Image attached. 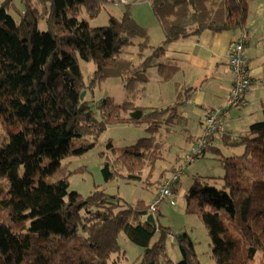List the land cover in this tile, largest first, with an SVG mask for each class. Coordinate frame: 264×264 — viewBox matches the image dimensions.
<instances>
[{
    "label": "trees",
    "instance_id": "1",
    "mask_svg": "<svg viewBox=\"0 0 264 264\" xmlns=\"http://www.w3.org/2000/svg\"><path fill=\"white\" fill-rule=\"evenodd\" d=\"M116 1L22 0L24 12L16 21L10 13L14 0H0V122L6 131L0 143V178L7 180L0 190V264H53L54 257L57 264H131L118 257L125 256L121 232L144 247L138 264H201L187 233L179 237L178 263L166 252L169 231L163 230L152 244L157 227L141 215L147 209L143 201L133 205L99 186L83 196L69 190L64 172L51 182L46 178L59 171L63 159L95 145L76 146L75 139L97 140L109 126L146 123L150 136L121 151L109 141L113 154L105 153L102 167L107 182L116 176L143 180L144 168L153 170L163 157L166 142L156 135L161 129L179 126L190 137L179 112L183 101L144 107L108 97L98 116L81 99L82 92L109 77L121 78L133 92L148 80V69L169 43L207 29L247 32L249 0H151L164 33L157 46L147 28L127 13L111 17L105 26L81 18L83 11L95 18L104 3ZM42 21L46 30L39 28ZM131 46H137V57L128 55ZM79 59L96 64L91 83L85 81ZM222 134L223 140L229 137ZM232 144L244 150L222 159L223 187L195 178L187 196L199 201L196 212L209 231L217 264H255L264 252V114ZM208 149L220 151L214 145ZM206 205L226 210L231 221L203 211Z\"/></svg>",
    "mask_w": 264,
    "mask_h": 264
},
{
    "label": "rangeland",
    "instance_id": "2",
    "mask_svg": "<svg viewBox=\"0 0 264 264\" xmlns=\"http://www.w3.org/2000/svg\"><path fill=\"white\" fill-rule=\"evenodd\" d=\"M249 18L248 23H256L258 29L264 30V0H249ZM15 8L10 10L11 15L16 21H20L21 13L24 12L22 0H14ZM107 2L103 4V8L98 16L90 18L88 14L83 11L81 18H85L92 26H105L110 23L111 17L122 18L125 13L130 15L141 26L147 25L149 9L144 6H135L134 3L128 2L127 5ZM150 14L154 11L152 5L150 6ZM137 15V16H136ZM39 28L46 30L47 25L45 21L40 22ZM159 37L155 34L151 38L152 45H159ZM138 41V39H137ZM128 49H131L130 47ZM137 46L135 48V56L137 57ZM134 55V54H128ZM80 67L84 74V79L91 83L92 76L97 66L93 61H85L79 59ZM153 67H150L149 72ZM150 84L157 82L151 81ZM147 85V82H141L133 92L127 91L124 82L119 77H109L107 79L98 81L92 85V89H87L84 99L87 100L91 107L98 113V107L102 100L111 98L116 103H121L125 100L131 101L139 106L148 107L150 105L163 106L164 104L175 101L177 95H170L167 93L166 83L161 86L159 90L160 96L152 97L151 95L143 94L142 88ZM170 97H172L170 100ZM264 94L256 95L247 105L245 113H238L234 117L230 115L223 123L224 132L227 129L233 130L228 132V138L215 139L213 145L218 150L208 149L206 152L197 158L193 163L184 165V156L188 152L186 148L190 145L188 134L180 131L170 132L166 128L157 133L160 140L166 143L163 148V157L158 159L155 163V168L145 167L143 170V180L131 181L123 176H116L110 181H105L102 167L106 156L112 155L113 152L108 147L107 143L111 141L117 151H121L124 147L135 144L139 139L150 136V132L146 129V123L137 124H117L107 127V129L100 134L97 140L92 136L85 139H75L76 146L89 144L95 141L94 147L82 155H72L62 160L61 167L56 174L49 175L46 180L51 182L56 175L64 172V175L69 180V190L77 191L83 196H88L97 186L110 194L112 197L116 195L125 199L127 202L136 205L137 203H144L147 205L149 213L150 205L155 202V197L159 188L166 176L170 177L175 170L183 169V173L176 183V201L175 205H171L168 200L160 203L159 211L153 213L156 219L157 232L152 239V244L155 243L163 230L170 233L166 239V252L169 258L175 263L182 259V253L179 246V237L187 233L194 241L195 250L201 264H217L212 252V242L209 231L200 216L196 211L200 208L199 201L196 198L187 196V191L192 186L195 178H199L205 182L206 185L221 189L224 185L223 177L226 170L222 164V159L228 156L240 155L243 153V147L238 144H232L244 134L248 132L249 124L253 121L252 116L255 114L263 117L264 110ZM241 107L240 109H243ZM234 110H239V107H233ZM1 121V120H0ZM231 127V128H230ZM233 128V129H232ZM236 128V129H234ZM5 129L0 122V143L5 138ZM187 141V142H186ZM191 147V146H190ZM150 181V183H147ZM7 180L0 178V190L6 189ZM188 186V188H186ZM146 210V209H145ZM203 211L217 214L226 223L231 221V215L224 209H217L211 205H206L202 208ZM119 244L121 247V254L125 253L124 258L118 256L124 263L138 264L141 256L144 254V247L133 242L125 232L119 235ZM85 254V252H83ZM87 258V254L85 255ZM117 257V255L115 256ZM58 258L54 257V263L57 264ZM71 264V263H70ZM74 264V263H73ZM255 264H264V252H259Z\"/></svg>",
    "mask_w": 264,
    "mask_h": 264
},
{
    "label": "crops",
    "instance_id": "3",
    "mask_svg": "<svg viewBox=\"0 0 264 264\" xmlns=\"http://www.w3.org/2000/svg\"><path fill=\"white\" fill-rule=\"evenodd\" d=\"M118 2L121 5H127L128 2H132L135 6H144L147 10L149 9L147 25L145 24L143 27L147 28L150 39L155 34L156 37L160 38L159 44L163 42L164 33L161 24L153 12L150 14V11H152L150 10L151 0H119ZM250 5L251 2L249 1ZM247 26L248 30L243 34L245 35V52L251 69L253 83L250 91L243 97L241 102L227 109L224 115V122L230 115L235 117L238 113H245L244 111H247V105L253 97L264 94V30L258 29L256 23H248V20ZM239 34L241 32L236 30L214 33L207 29L199 36L173 41L166 46L165 53L154 61L155 64L151 66L153 67L152 71L149 72L150 68L148 69V80L146 81L148 86H143V94L151 95L153 98L160 96L163 93L159 90L166 83L168 85L167 93L172 95V97L174 93L177 96L175 101L163 106L183 101L179 112L186 118L185 127L188 128L187 132L191 134L188 137L190 145L186 148L187 150L201 136L203 132V117L206 112L213 108L223 107L227 103L233 86V72L229 65V56L232 43ZM138 41L136 39V42ZM130 48H127L128 54H135L136 46H131ZM151 81L157 83L150 84L149 82ZM172 97H170V100H173L171 99ZM148 107L156 106L150 105ZM233 107H239V110H234L232 109ZM241 107L244 108L240 109ZM258 118H260L258 114H254L251 122L254 123L263 119V117L260 120ZM167 130L170 132H183L179 126ZM232 131L226 127L225 133ZM222 136L223 134L220 133L215 139L223 140Z\"/></svg>",
    "mask_w": 264,
    "mask_h": 264
},
{
    "label": "built area",
    "instance_id": "4",
    "mask_svg": "<svg viewBox=\"0 0 264 264\" xmlns=\"http://www.w3.org/2000/svg\"><path fill=\"white\" fill-rule=\"evenodd\" d=\"M246 40L243 33L233 41L229 56V65L233 72V86L223 107L208 110L203 117V132L199 139L193 143L184 156V165L193 163L213 145L215 137L224 132V114L227 109L241 102L252 86V74L245 52ZM183 173V169L173 172L170 177H165L155 197V202L150 205L151 213L159 211L160 203L168 200L171 205L176 201V183Z\"/></svg>",
    "mask_w": 264,
    "mask_h": 264
},
{
    "label": "water",
    "instance_id": "5",
    "mask_svg": "<svg viewBox=\"0 0 264 264\" xmlns=\"http://www.w3.org/2000/svg\"><path fill=\"white\" fill-rule=\"evenodd\" d=\"M85 94H86V91H83L81 94V99H84ZM141 215L145 216L149 223L156 226V219L153 213L151 212L149 213V211H147L146 209V210L141 211Z\"/></svg>",
    "mask_w": 264,
    "mask_h": 264
}]
</instances>
